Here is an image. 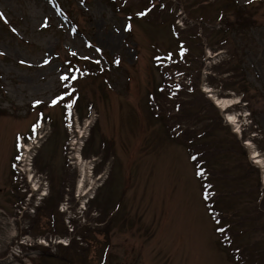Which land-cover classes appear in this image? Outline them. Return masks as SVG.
<instances>
[{
  "label": "rangeland",
  "instance_id": "obj_1",
  "mask_svg": "<svg viewBox=\"0 0 264 264\" xmlns=\"http://www.w3.org/2000/svg\"><path fill=\"white\" fill-rule=\"evenodd\" d=\"M231 1L224 6L232 3L250 13L237 24L232 6L225 11L224 18L240 27L238 33L231 28L221 31L223 25L213 23L223 4L220 0L212 5L207 0H168L161 14L158 10L148 17L133 14L128 23L127 10L117 11L120 0H0L4 14L0 17V229L3 216L12 214L19 221L28 211L24 202L31 203L22 191L14 194L11 162L17 135L27 134L42 116L50 126L43 129L27 167L38 182L49 183L48 197L36 211V220L32 214L25 216L36 221L28 223L31 232L46 229L51 239L72 233L74 259L84 264H96L109 239L113 242L109 264L120 261L129 248L136 254V264H239L230 252L237 247L248 251L243 264H264V201L259 207L253 203L264 172L252 162L246 145L250 142L264 163V0ZM145 4L128 0V10L137 11ZM174 7L183 21L180 38L191 39L186 41L189 55L201 62L198 88L204 90L207 84L210 92L205 97L220 118L218 129L206 137L224 140L221 150L209 148L207 157L216 174L209 179L198 176L187 147L176 137L177 124L168 121L172 100L162 98L154 87L162 86L164 77L178 87L183 79L179 64L163 76L152 60L156 49H169L180 59L169 32L175 23ZM200 11L202 20L197 19ZM211 30L215 33L210 36ZM223 33L227 42L218 46ZM69 54L77 55L79 64L92 65V72L79 73L75 81L62 79L69 74L63 65ZM197 61L189 64L191 68ZM226 61L239 62L242 68L247 88L241 98L220 85L221 79L229 82L232 73L210 70ZM71 87L79 92L77 127H84L75 144L63 126L67 98L52 103ZM183 92L178 100L182 96L181 101L193 102ZM213 97L234 103L221 111ZM228 114L235 123L226 120ZM67 135L69 164L64 157ZM79 181L88 190L86 196L81 195ZM211 197L222 221L217 222L209 207ZM56 200L68 203L66 213L56 209ZM50 209L54 226L51 220L46 223ZM9 236H1L0 251ZM9 251L0 264H9L10 259V264H19L13 260L18 251Z\"/></svg>",
  "mask_w": 264,
  "mask_h": 264
},
{
  "label": "trees",
  "instance_id": "obj_2",
  "mask_svg": "<svg viewBox=\"0 0 264 264\" xmlns=\"http://www.w3.org/2000/svg\"><path fill=\"white\" fill-rule=\"evenodd\" d=\"M213 1L214 0H207V2H210L209 5H212ZM220 1L223 2V4L222 3L219 4L217 15L213 20L216 23L223 25L224 28L221 31H226L231 28L233 32L235 31V33H238L240 27L233 25L229 20L227 21V19L224 18L225 11L227 12V9L232 6V3H229L228 6H224V4H226L228 0H220ZM161 2H163V0H139V3L141 5L146 3L148 4V9L151 8V11L147 12L149 13L148 16H151L152 12L155 10L156 11L158 10L157 11L158 14H161V11L163 10V7H161ZM186 6H190V5L188 4ZM231 9L234 16L233 21H235L237 24L244 22V20L247 19L246 15L250 14L248 10H245V8L239 9L236 8L235 6H232ZM199 14L200 15L199 17H197V19L199 18V20H202L204 18L203 13L200 11ZM169 32L171 33L170 29ZM210 33L211 36L212 33H215V31L211 30ZM217 34H219V32H217ZM221 38L222 39L217 42L218 46L225 44V42H227L228 37L223 33ZM173 39H175V37ZM189 40L191 42V39L184 38V42H183L184 46L178 48L177 50L179 49L181 50V48H183L182 50L184 54L183 69L186 71L185 76L189 82L188 85L183 86V90L181 91L184 92L182 95L190 97V100L193 99V102L181 101L183 99L182 96L180 97L181 100H178L179 97L177 96L181 95V91H178V94L174 95L175 91L173 88H167V91L164 89L165 92H163L161 96L162 98H165L167 100L169 98V95L172 97L174 95V98L171 99L172 101L169 104L170 106L169 110L171 111V113L168 121L177 124V129H176L178 131L177 139H179L180 137L181 142L190 150L191 156L194 159L195 165H197V169L199 171H201L202 173L207 172L209 175L215 176L216 174L212 172V168L210 167L211 165L207 157V154L211 153V151H209V148L211 147L217 150H221L223 148L221 144L223 143L224 140L222 138L221 140H214V138L209 140L206 139V137L208 133H214L216 129H218L217 127L220 126V118L215 113L216 111L214 110V108H211L209 106L205 94L202 93L198 88V74H199L201 62L199 58L192 59L190 57L189 55L190 48L186 44V41ZM177 42H181V40L175 39V45H177ZM231 56L232 57L235 56V53L234 54L231 53ZM196 60L198 61L193 66L194 68H191L189 64L193 65V61ZM169 61L170 63L173 64L175 63V60L172 56H169ZM240 69L242 70V68L239 67V62H233V61H226L213 68L215 73H220V71H224V72H230L233 75L231 77L229 75V82L221 79L220 85L222 88L231 89L235 91L237 94L240 93L244 95L245 93L244 91L246 90L247 85L245 84V80L242 79V73L240 72ZM83 70L85 71L86 69ZM87 70L91 71L90 68ZM168 90L171 91L169 92ZM196 107H198L199 109L197 110V112H194L193 109ZM202 111L204 113V116L201 115ZM172 112H174L175 114L172 115ZM211 137H214L213 134L211 135ZM259 187L260 186H258L257 195H255V197L253 198V203L256 207H259L261 203L264 201V191H262L263 189L260 190ZM246 251L247 249L243 250V248L241 247L234 248L232 252L233 257L240 259L242 261L241 264H243V260H245L247 257L244 254Z\"/></svg>",
  "mask_w": 264,
  "mask_h": 264
},
{
  "label": "flooded vegetation",
  "instance_id": "obj_3",
  "mask_svg": "<svg viewBox=\"0 0 264 264\" xmlns=\"http://www.w3.org/2000/svg\"><path fill=\"white\" fill-rule=\"evenodd\" d=\"M118 205H115V211L117 209ZM113 211V212H115ZM111 212V213H113ZM48 219V217H47ZM53 221L52 219H48L46 222ZM133 223H135L134 220H132ZM126 222V221H125ZM132 228V227H131ZM133 229V228H132ZM136 229V228H135ZM48 230H40V228H37V232H34V235H32L33 232H31L28 228L25 229L24 231H21L20 233V238L25 237L28 235V237L33 240V243L29 244H22L20 246V253L18 254L17 258H13L14 261L19 262V264H84L81 261L76 262L74 259V246L72 243V233H66L60 235L56 234L55 238L59 239H67V242L61 243L59 241H56V239H51V234L47 233ZM73 232V231H70ZM5 234V233H4ZM2 232V235L0 233V238L1 236L4 235ZM40 238L46 239V246H38L37 242ZM21 243V241H20ZM112 240L109 239L108 241H105L100 249L98 261L96 264H109V259H111V255L109 257V251L112 247ZM33 244V247H28ZM36 244V245H35ZM13 241L10 239L7 244L5 245L4 248L0 251V261L4 260L9 254V250L12 248ZM132 248H129V252L125 251L123 255L121 256L120 261L117 262V260L112 264H136V254L131 251ZM119 254L117 253V257ZM11 257V256H10ZM8 260V259H7ZM12 263V259H10ZM8 260V261H10ZM27 260V262H25ZM111 264V263H110Z\"/></svg>",
  "mask_w": 264,
  "mask_h": 264
},
{
  "label": "bare ground",
  "instance_id": "obj_4",
  "mask_svg": "<svg viewBox=\"0 0 264 264\" xmlns=\"http://www.w3.org/2000/svg\"><path fill=\"white\" fill-rule=\"evenodd\" d=\"M213 101L217 104V106L219 107V109L222 110H226V108L228 107V105L230 106L231 103H234V101H231V99H219L217 97H213ZM226 120L229 123H235V117L233 115H227ZM235 125V124H234ZM236 126V125H235ZM246 144H249L251 146V143L246 142ZM250 158L252 159V162L256 165H258L259 167L263 168V172H264V163L263 160L260 158V156L257 154L256 151L254 150H250ZM262 184H264V174L262 176ZM11 262V261H10ZM9 262V264H10Z\"/></svg>",
  "mask_w": 264,
  "mask_h": 264
},
{
  "label": "snow or ice",
  "instance_id": "obj_5",
  "mask_svg": "<svg viewBox=\"0 0 264 264\" xmlns=\"http://www.w3.org/2000/svg\"><path fill=\"white\" fill-rule=\"evenodd\" d=\"M153 7H154V5H153ZM148 11H151V8L147 9V10L144 11V12H140V13H138V15H140V16H144V15L147 14ZM3 15H4V14H3L2 12H0V17H2ZM129 27H130V26H129ZM118 62H119V61H117V63H118ZM61 78H62V79H68V76L65 74V75L62 76ZM72 78H73V79H76V77H72ZM74 92H75V89H74V88H72L70 91H66L65 93L62 94L61 97H58L56 100H53V101H52L53 105H55V104L58 102V100H63V98H64L65 96H67V97H69V103H68L67 107H68V108H71L72 104L75 103V100L72 99V95H73ZM36 103L39 104V103H41V101H36Z\"/></svg>",
  "mask_w": 264,
  "mask_h": 264
}]
</instances>
